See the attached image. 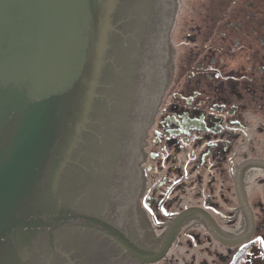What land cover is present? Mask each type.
I'll return each instance as SVG.
<instances>
[{"label": "flooded vegetation", "instance_id": "flooded-vegetation-1", "mask_svg": "<svg viewBox=\"0 0 264 264\" xmlns=\"http://www.w3.org/2000/svg\"><path fill=\"white\" fill-rule=\"evenodd\" d=\"M171 2L136 156L81 155L77 200L145 255L174 227L170 245L147 263L97 230L63 236L79 240V264H264V0Z\"/></svg>", "mask_w": 264, "mask_h": 264}, {"label": "water", "instance_id": "water-1", "mask_svg": "<svg viewBox=\"0 0 264 264\" xmlns=\"http://www.w3.org/2000/svg\"><path fill=\"white\" fill-rule=\"evenodd\" d=\"M171 17V0H0V264H79L63 233L81 229L147 263L167 250L174 227L152 257L77 200L81 155L136 156Z\"/></svg>", "mask_w": 264, "mask_h": 264}]
</instances>
